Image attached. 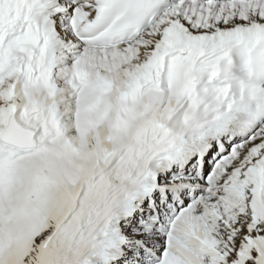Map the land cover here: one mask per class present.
<instances>
[{
    "label": "snow or ice",
    "instance_id": "1",
    "mask_svg": "<svg viewBox=\"0 0 264 264\" xmlns=\"http://www.w3.org/2000/svg\"><path fill=\"white\" fill-rule=\"evenodd\" d=\"M0 264H264V0H0Z\"/></svg>",
    "mask_w": 264,
    "mask_h": 264
}]
</instances>
